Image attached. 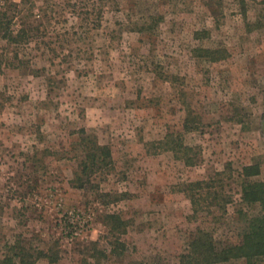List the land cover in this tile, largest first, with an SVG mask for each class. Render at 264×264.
I'll return each mask as SVG.
<instances>
[{
  "label": "rangeland",
  "instance_id": "obj_1",
  "mask_svg": "<svg viewBox=\"0 0 264 264\" xmlns=\"http://www.w3.org/2000/svg\"><path fill=\"white\" fill-rule=\"evenodd\" d=\"M188 112L197 165L148 153ZM81 129L113 158L84 188ZM250 165L264 182L258 3L244 14L234 0H0V261L23 248L33 264H178L197 228L237 244L264 214L241 199ZM209 179L229 202L194 219L184 189ZM107 214L125 222L118 241Z\"/></svg>",
  "mask_w": 264,
  "mask_h": 264
},
{
  "label": "trees",
  "instance_id": "obj_2",
  "mask_svg": "<svg viewBox=\"0 0 264 264\" xmlns=\"http://www.w3.org/2000/svg\"><path fill=\"white\" fill-rule=\"evenodd\" d=\"M241 13H246L249 2H256L264 12V0H234ZM6 41L16 43L17 36L7 34L3 37ZM199 56L207 58L211 62L219 61L225 56L220 50H198ZM197 121L190 112L187 113L182 123L181 131H167L162 139L148 144V153L158 154L170 152L187 166H195L199 161L198 147L187 145L184 134L190 133L198 127ZM79 143L82 146L78 158L79 174L75 178L79 182L78 188H84L92 176L109 173L113 168L112 152L109 146L98 144L95 136L87 135L84 129L79 132ZM258 165L244 166L242 177L246 180L241 183V199L246 204H258L264 213V182H251L248 179L258 176ZM215 179L188 183L184 189L191 203L192 218L196 219L202 212L224 210L229 202L228 196L219 195ZM228 199V200H227ZM109 232L118 241L119 236L125 232V222L118 214L105 216ZM122 247L121 244L115 249ZM23 248L13 254V257H5L1 264H15L17 258L19 264H33ZM37 257H44L51 263L57 261V256H50L38 251ZM232 260H242V264H264V214L253 217L244 228L240 241L237 244L218 247L212 235L205 229L197 228L187 249L178 256V264H219Z\"/></svg>",
  "mask_w": 264,
  "mask_h": 264
}]
</instances>
